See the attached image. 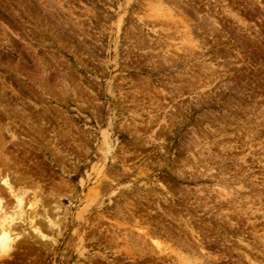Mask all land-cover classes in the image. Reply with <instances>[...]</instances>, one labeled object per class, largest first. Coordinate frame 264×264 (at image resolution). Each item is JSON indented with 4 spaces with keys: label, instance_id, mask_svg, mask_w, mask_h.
<instances>
[{
    "label": "rangeland",
    "instance_id": "1",
    "mask_svg": "<svg viewBox=\"0 0 264 264\" xmlns=\"http://www.w3.org/2000/svg\"><path fill=\"white\" fill-rule=\"evenodd\" d=\"M0 86L1 158L61 206L0 264H264V0H0Z\"/></svg>",
    "mask_w": 264,
    "mask_h": 264
},
{
    "label": "bare ground",
    "instance_id": "2",
    "mask_svg": "<svg viewBox=\"0 0 264 264\" xmlns=\"http://www.w3.org/2000/svg\"><path fill=\"white\" fill-rule=\"evenodd\" d=\"M2 81H4V80H2ZM1 86L3 87V84ZM2 90H4V89L2 88L0 90V92ZM2 92H4V91H2ZM0 96H1V94H0ZM3 98H6L5 95L3 96ZM9 99H11V98H9ZM15 102H17L16 99H15ZM3 103H5V102H3ZM11 103H12V100H11ZM13 103H14V101H13ZM196 106L197 105H195V107ZM0 108H2V106ZM11 108L13 109L14 107L11 106ZM12 109H11V111H12ZM14 109H16V108H14ZM1 110H3V109H1ZM23 139L25 140L26 138H23ZM33 139L34 138H32V141H34ZM2 158H4V159H2ZM2 158L0 156L1 164L5 170V174L2 178H0V261H3L6 259L8 261L14 262L15 258L12 257V254H18V253H22V252L26 253L27 251L24 249L26 247L29 249L35 248V247L36 248L43 247V250L46 251L45 247L47 244L46 245L43 244L44 237L45 238L47 237L45 232L46 231L49 233L53 232L59 226V224H58V226L56 227L57 223L55 222V219L57 220V218H55V217L51 218L50 212H53V214H54V211H51V210L55 209V211H57L60 209L61 206L59 205V206L54 207V204L57 205V203H55V202H58L59 200L54 201L52 199V197H53L52 192L47 193L48 192L47 191L46 192L47 194H45L43 188L38 184V182H35L31 178V176H29V174L25 175V174H23L24 172L20 173V174H18L16 172L14 174L13 172H11V168L16 169L17 166L16 165L13 166V164L10 163L11 160L9 162L8 158L5 157L4 155L2 156ZM28 187H30V188H28ZM145 199H146V196H145ZM48 201H50V202H48ZM51 201L52 202L54 201V204ZM51 204H53V205H51ZM47 205H49V206H47ZM132 219H134V218H132ZM140 221L141 220H139V222ZM58 222H59V220H58ZM137 224L138 223H136V225ZM141 224H142V228H139L140 226H138V225H137L138 228L135 227L136 228L135 230H137V233H138L136 236V238L138 240V243H136L137 246L143 245L144 246L143 249L145 250V247H147V245H148L149 252L154 253V254L156 253V254H161V255L162 254L168 255V253L170 251L172 253L175 252V250L170 247V244L166 245L165 241H160L159 237H156L155 232H153L152 230H151L152 231L151 233H154V234H151L150 232H148V228H149L148 224L149 223H147L146 220H143ZM27 228L30 232H27ZM150 235H152V238H150L151 237ZM196 235H199V234H196ZM192 237H193V235H192ZM195 237L196 236L194 235V239H195ZM148 239L151 241V245H149V243H147ZM160 239H161V237H160ZM196 239H197V237H196ZM198 240H199V238H198ZM38 242H41L42 245L38 244ZM195 242H196V240H195ZM201 243H202V241L200 240V245L198 248L200 251H205L204 246H202L203 243L202 244ZM196 244H198V243L196 242ZM169 249H170V251L167 252ZM177 260H180L182 264H185L184 260L186 261V259L183 256L179 257ZM195 260H197V259H195Z\"/></svg>",
    "mask_w": 264,
    "mask_h": 264
}]
</instances>
